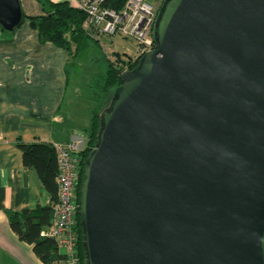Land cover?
I'll list each match as a JSON object with an SVG mask.
<instances>
[{
	"label": "water",
	"instance_id": "95a60500",
	"mask_svg": "<svg viewBox=\"0 0 264 264\" xmlns=\"http://www.w3.org/2000/svg\"><path fill=\"white\" fill-rule=\"evenodd\" d=\"M153 40L82 170L86 264H264V0H163Z\"/></svg>",
	"mask_w": 264,
	"mask_h": 264
},
{
	"label": "crops",
	"instance_id": "0c3cea01",
	"mask_svg": "<svg viewBox=\"0 0 264 264\" xmlns=\"http://www.w3.org/2000/svg\"><path fill=\"white\" fill-rule=\"evenodd\" d=\"M18 2L20 25L11 34L0 27V264H44L31 245L18 240L5 214L49 201L35 172L23 166L15 142L78 141L84 146L92 102L74 93L61 114L71 55L50 42L41 43L29 26L27 17L45 14L39 3Z\"/></svg>",
	"mask_w": 264,
	"mask_h": 264
},
{
	"label": "trees",
	"instance_id": "16d2710c",
	"mask_svg": "<svg viewBox=\"0 0 264 264\" xmlns=\"http://www.w3.org/2000/svg\"><path fill=\"white\" fill-rule=\"evenodd\" d=\"M36 1L45 14L30 16L26 19L29 26L37 31L41 43L50 42L68 51L70 55L72 49L74 56L77 58L81 52L84 53V51H86L90 43L93 41L97 42L89 37L82 26L84 20L83 12L71 5L68 0ZM125 1L126 0H101L100 5L103 8L118 11L122 8ZM1 30L6 34L13 33V31L8 33L2 28ZM116 57L119 59L117 54ZM138 61L139 60L136 59L129 69L136 67ZM121 73L122 69L109 60L103 77L99 79L97 87H94V90L92 89V96L89 98L92 104L89 109L90 118L88 128L86 129V141L78 154L80 169L79 181L76 189L77 205H79V186L85 160L97 143L101 126V113L109 106L115 89L121 85ZM15 144L21 151L23 166L35 172L42 188L48 194L49 202H54L57 193V163L53 146L46 142H24L20 138H17ZM5 214L11 231L17 236L18 240L32 246L33 252L42 263L54 264L65 260V256L57 250L50 239L41 238L39 236L40 230L46 228L51 222L52 211L50 205L37 204L33 208H25L19 211L6 210ZM75 228L77 231V264H86L78 206L75 215Z\"/></svg>",
	"mask_w": 264,
	"mask_h": 264
},
{
	"label": "built area",
	"instance_id": "2783aa9c",
	"mask_svg": "<svg viewBox=\"0 0 264 264\" xmlns=\"http://www.w3.org/2000/svg\"><path fill=\"white\" fill-rule=\"evenodd\" d=\"M158 0H126L118 11L101 7V0H74L73 6L84 14L82 26L89 37L98 41L102 36H121L137 44L136 59L155 47L153 29L161 2ZM160 1V0H159ZM120 58V57H118ZM117 57L110 60L114 62ZM132 59V58H131ZM57 163V193L50 205L51 222L39 232L41 238L50 239L57 250L65 256L63 262L77 264V212L76 189L79 181V152L81 142L51 144Z\"/></svg>",
	"mask_w": 264,
	"mask_h": 264
},
{
	"label": "rangeland",
	"instance_id": "374dc122",
	"mask_svg": "<svg viewBox=\"0 0 264 264\" xmlns=\"http://www.w3.org/2000/svg\"><path fill=\"white\" fill-rule=\"evenodd\" d=\"M153 1V0H149ZM157 2H162L158 0ZM137 44L133 40L125 39L121 36H102L97 42H92L87 46L86 51L81 52L77 58L71 49V59L66 66L68 74V88L63 103L61 114L67 109L71 95L79 94L80 97L90 98L92 89L97 87L99 79L103 77L108 65V61L116 54L120 57L114 60V64L122 69V72L129 69L136 59ZM132 58V59H131ZM75 90V91H74ZM89 114V113H88Z\"/></svg>",
	"mask_w": 264,
	"mask_h": 264
}]
</instances>
